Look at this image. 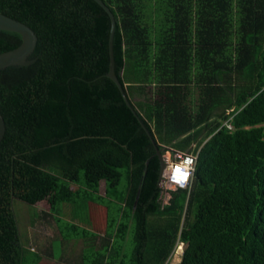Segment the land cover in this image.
Returning <instances> with one entry per match:
<instances>
[{
  "label": "trees",
  "instance_id": "1",
  "mask_svg": "<svg viewBox=\"0 0 264 264\" xmlns=\"http://www.w3.org/2000/svg\"><path fill=\"white\" fill-rule=\"evenodd\" d=\"M100 1L129 107L94 0H0L36 36L32 63L0 69V264H23L12 199L52 216L73 192L118 205L91 264L117 262L129 219L132 264H168L177 243L178 264H264V0ZM19 42L0 30V53ZM166 148L196 161L189 188L160 197Z\"/></svg>",
  "mask_w": 264,
  "mask_h": 264
},
{
  "label": "rangeland",
  "instance_id": "2",
  "mask_svg": "<svg viewBox=\"0 0 264 264\" xmlns=\"http://www.w3.org/2000/svg\"><path fill=\"white\" fill-rule=\"evenodd\" d=\"M165 155L163 150L161 152V156ZM126 187V178L124 174V170H121V177L116 186L114 195H118V193H123ZM72 190L75 191V186L72 185ZM103 192V191H102ZM74 196L72 198L71 203H61L57 204L53 210L50 211V214L53 218H57L55 223L60 229L59 238L53 239L51 241V251L52 257L56 259V261L69 262L65 259V255H63V248L65 247V243L72 242L73 245H81L82 251V261L84 264H91V261H95L96 257H98V253L103 252V248L97 249L96 247L99 245V240L97 239V231L107 229V233L113 231L118 223H112L117 215L118 205L115 203L116 201L109 202L107 205V201L105 199L96 200L94 198H83L80 195H76L73 192ZM11 209L14 214V218L16 221V226L18 230V238L19 244L22 247V255L23 261L26 262L29 260V253L26 250L27 246L35 247L36 239L40 241L42 237V233H46L45 225H47V220L45 217H42V213L48 210L47 203L44 201L38 202L34 205H30L24 203L18 199L11 200ZM73 217L75 224L78 225L75 229L67 227V223H65L66 218ZM83 217H95V223L90 221H86ZM99 221V222H96ZM44 229V230H43ZM100 229V230H99ZM87 230V232H83ZM35 232H39L41 234L40 239L39 235H33ZM99 238V237H98ZM48 237L44 238L47 243ZM61 240L63 242H61ZM112 240V247L118 252L117 262L113 261V264H121L120 260H122V264H132L130 261L131 251H132V243H133V223L132 220L129 219L127 222V228L124 233L123 239ZM32 245H27V242ZM94 241V244H93ZM44 242V241H43ZM45 243V244H46ZM183 245L181 243H177L173 252L171 253L168 264H178L180 260V255L182 251ZM108 257H114L112 254L110 256H106L107 261H109ZM104 258V261H106Z\"/></svg>",
  "mask_w": 264,
  "mask_h": 264
},
{
  "label": "water",
  "instance_id": "3",
  "mask_svg": "<svg viewBox=\"0 0 264 264\" xmlns=\"http://www.w3.org/2000/svg\"><path fill=\"white\" fill-rule=\"evenodd\" d=\"M94 1L106 12L110 22V29H109V35L107 41L109 60H108V70L106 73V77H108L110 80L113 81V83L120 91L123 100L125 102V105L129 107V103L123 94L122 87L113 72L111 43H112V35L115 27L114 18L111 12L109 11V9L100 0H94ZM0 30L14 32L20 36V42L16 47L0 53V69L14 65L26 66L32 63L33 59H28V56L32 52L36 42V36L34 32L25 24L16 21L10 17H7L1 13H0ZM3 134H4V123L0 115V140L3 137ZM156 156L159 163V176H160L162 169L164 167V163L157 149H156Z\"/></svg>",
  "mask_w": 264,
  "mask_h": 264
},
{
  "label": "crops",
  "instance_id": "4",
  "mask_svg": "<svg viewBox=\"0 0 264 264\" xmlns=\"http://www.w3.org/2000/svg\"><path fill=\"white\" fill-rule=\"evenodd\" d=\"M103 183L100 182L99 185V193H102V185ZM47 212V211H46ZM46 212L42 213V217H45L47 220V225H45L46 228V233H42V237L40 241L38 239H36L34 242L35 243V247H30L28 248L27 246V251L29 253V260L26 262L23 261V264H84L82 261V251H81V245L78 243V245H73L72 242H68L65 243V247L63 248V255H65V259L68 260L69 262H60V261H56V259H54L52 257V251H51V241L53 239H58L59 238V232L57 230V226L55 223V218H53L52 216L48 215ZM86 221H90V219L92 220V222L95 223V217H83ZM90 218V219H89ZM67 221L72 222L75 224V221L73 220V217H69L66 218ZM96 222H99L96 220ZM44 230V229H43ZM100 230V229H99ZM104 234V230H100L97 231V235L98 237H102ZM33 235H39V239L41 234L39 232H35ZM46 237H48V241L47 243L45 242L44 238L46 239ZM96 238L95 241L99 238ZM61 242H63L61 240ZM46 243V244H45ZM32 245L27 242V245Z\"/></svg>",
  "mask_w": 264,
  "mask_h": 264
},
{
  "label": "built area",
  "instance_id": "5",
  "mask_svg": "<svg viewBox=\"0 0 264 264\" xmlns=\"http://www.w3.org/2000/svg\"><path fill=\"white\" fill-rule=\"evenodd\" d=\"M223 125L231 129V125L225 121ZM162 155L164 167L159 176L157 186L160 197L167 196V191L175 189H188L190 186L196 153L189 151H178L173 149H163Z\"/></svg>",
  "mask_w": 264,
  "mask_h": 264
}]
</instances>
